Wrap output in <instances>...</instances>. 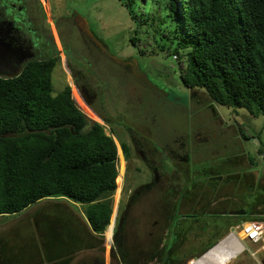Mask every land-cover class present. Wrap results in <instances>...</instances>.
<instances>
[{"label":"trees","instance_id":"1","mask_svg":"<svg viewBox=\"0 0 264 264\" xmlns=\"http://www.w3.org/2000/svg\"><path fill=\"white\" fill-rule=\"evenodd\" d=\"M120 1L144 18L140 26L159 50L180 56L188 89L264 116V0ZM53 69L38 62L21 75L0 76V217L68 199L85 207L91 229L104 236L120 183L118 148L69 89L55 92ZM124 231L120 222L114 259L122 254Z\"/></svg>","mask_w":264,"mask_h":264},{"label":"rangeland","instance_id":"2","mask_svg":"<svg viewBox=\"0 0 264 264\" xmlns=\"http://www.w3.org/2000/svg\"><path fill=\"white\" fill-rule=\"evenodd\" d=\"M47 1L63 45L72 33L78 34L79 27L77 28L73 23V18L75 21L79 19L91 33L97 36L100 43L114 58L133 57L148 74L150 81L168 93V97L157 96L148 89H141L140 84L130 78V82L141 89L137 90L140 98L139 96L134 98L136 102L130 107V111L127 113L122 111L120 116H127L130 120L135 116L136 110L137 115L146 114L150 117L146 126L148 125V134L152 142H154L155 135L161 133H166L167 138L171 139L175 134L172 132L178 130L184 136V143H186L184 145L188 146L192 145L194 136L200 132H206L209 136L206 147L210 150L208 156L206 155L208 164L205 158L202 163L208 165L209 174L197 175L198 172H194V176L197 175L202 179L208 177L210 181L218 184L231 183L232 189L241 199L238 204L241 214L252 216L256 208L264 211V116L254 115L247 109H234L219 105L211 101L205 91L194 93L188 89L180 75V70L184 68V63L179 62L180 56L177 55L175 59L167 51L159 50L151 35L146 34L145 28L140 26L144 18H141L139 14L134 17L130 9L122 5L120 0ZM45 4H47L46 0ZM46 10L49 12L47 7ZM46 18L48 19L49 15ZM48 26L45 23L44 29L47 30ZM135 36L139 39L137 44L132 42ZM110 65L117 67L112 62ZM59 73L60 68L57 67L53 73V85L57 93L64 90V86L57 81V78L60 80ZM18 74L19 71L1 76L13 77ZM74 95L88 118L97 120L96 115L87 108L77 92ZM195 97L200 101L198 102ZM139 99L141 100L138 102ZM214 114L215 119L212 118ZM208 115L211 118L210 121H208ZM106 128L109 133L118 134L114 130L113 122L109 123ZM194 148L188 149L192 160L200 149L195 146ZM120 161L122 162L121 158ZM198 167L204 169L203 166ZM119 181V184L116 181L117 190L114 195L112 225L110 224L105 235L101 237L105 243L106 253L105 256L101 252L98 254V259L100 261L105 259L106 264H110V259L113 257L110 254L111 246L114 245L116 228L113 222L123 188L122 177ZM149 208L148 205L147 209ZM82 212L81 207L70 206L68 202L56 199L37 203L17 215L0 217V264L11 253L14 255L19 253V263L36 264L42 263L43 259H49L51 257L49 248L53 245L62 248L63 243L67 240L69 242V237L65 233V219L69 213L74 219L79 216L76 221L79 222ZM78 225L71 223V227ZM233 231L224 239L235 235L243 244L244 250L227 264H264V243L251 244L245 237H240L242 232L239 229H233ZM55 239L60 246L54 244ZM58 253L61 254V250ZM253 253H256V258L252 255ZM61 257L63 258V255ZM112 264H118V260L112 258Z\"/></svg>","mask_w":264,"mask_h":264},{"label":"flooded vegetation","instance_id":"3","mask_svg":"<svg viewBox=\"0 0 264 264\" xmlns=\"http://www.w3.org/2000/svg\"><path fill=\"white\" fill-rule=\"evenodd\" d=\"M46 2L0 0V76L18 71L21 75L27 66L38 62L53 63V73L60 68L59 84L70 90L76 106L85 114L76 101L74 94L77 92L98 119L88 118L85 114L86 117L101 125L114 139L118 152L121 150L122 162L118 153V173L123 172V188L117 209L118 224L126 223L129 215L149 210L151 206L155 209L164 206L161 203H165L167 196L175 199L179 194L184 163L191 157L188 149L200 148L190 163L204 168L208 166L202 163L203 158L206 162L210 150L206 147L208 134L195 133L192 145L188 146L184 145V136L178 130L172 132L175 134L171 139L161 133L155 135L152 142L146 126L150 117L137 115L136 110L130 120L127 116H120V112L130 111L136 102L134 98H140L139 90L148 89L157 96L168 97L162 93H167L166 90L154 84L155 90L140 80L139 76L144 75L150 81L140 63L133 57L114 58L79 19L75 21L73 18V23L81 30L78 28V34L72 33L63 45ZM48 15L50 18L47 19ZM45 23L49 25L47 30L44 29ZM111 62L117 67H111ZM130 78L136 80L141 89L130 82ZM195 99L200 101L197 97ZM213 116L215 119V114ZM210 119L208 115V121ZM112 122L117 135L109 133L106 128ZM18 254H9L1 264L19 263Z\"/></svg>","mask_w":264,"mask_h":264},{"label":"crops","instance_id":"4","mask_svg":"<svg viewBox=\"0 0 264 264\" xmlns=\"http://www.w3.org/2000/svg\"><path fill=\"white\" fill-rule=\"evenodd\" d=\"M118 153L122 160L120 149ZM191 157H188L184 163L183 176L178 187L179 194L175 199L167 196L165 203H161L164 206L156 209L151 206L149 210L129 215L126 223L121 222L125 231L122 254L115 255L118 264H194L205 257L216 245L218 246L221 241L220 244L229 242L232 259L241 254L238 247L241 246L244 249V246L235 235L224 238L233 233V229L238 230L249 221L264 219V211L256 208L252 216L241 214V210L237 211L241 199L232 189V184H218L210 181L208 177L198 178L197 175L200 174L208 175L209 170L207 167L199 169L198 166L201 165L190 163ZM194 172L198 174L194 176ZM120 176L123 186L121 172L119 178ZM53 200L56 199H50V201ZM60 200L68 202L70 206L81 207L83 214L79 222H76L79 216L74 219L69 213L65 219V233L69 237V242L67 240L63 243L62 248L53 245L49 248L51 257L43 259L42 263H36V261L35 263L106 264L105 259L102 261L98 259L100 252L104 254L103 256L106 253L105 243L101 238L103 236L91 229L85 215V207L68 199L60 198ZM244 217L248 219H242ZM116 221L117 213L113 222L114 228ZM72 222L79 225L71 227ZM72 233L74 235L71 236ZM54 244L60 246L56 239ZM113 248L114 245L110 249L111 256ZM59 250L61 254L58 253ZM112 258L110 264H112Z\"/></svg>","mask_w":264,"mask_h":264},{"label":"bare ground","instance_id":"5","mask_svg":"<svg viewBox=\"0 0 264 264\" xmlns=\"http://www.w3.org/2000/svg\"><path fill=\"white\" fill-rule=\"evenodd\" d=\"M240 237L244 238L245 234L242 232L240 234ZM219 244H218L217 247H215L214 249L210 250L205 255L204 258L200 259L195 264H227L229 261H231L232 260V258L230 257L231 246H230L229 242L227 241V242H224L223 244H220V245ZM238 250L242 253V251L244 249L241 246H239Z\"/></svg>","mask_w":264,"mask_h":264},{"label":"built area","instance_id":"6","mask_svg":"<svg viewBox=\"0 0 264 264\" xmlns=\"http://www.w3.org/2000/svg\"><path fill=\"white\" fill-rule=\"evenodd\" d=\"M177 59V56H174ZM245 234V239L251 244L258 245L264 243V222L259 220H252L239 229ZM256 258V253L252 254Z\"/></svg>","mask_w":264,"mask_h":264},{"label":"water","instance_id":"7","mask_svg":"<svg viewBox=\"0 0 264 264\" xmlns=\"http://www.w3.org/2000/svg\"><path fill=\"white\" fill-rule=\"evenodd\" d=\"M139 78H140V80H142L143 82H145L147 85H149L150 87H152L153 89H155V90H157V88H156V86L153 84V83H151L148 79H147V77L146 76H139ZM162 93L163 94H165L166 96H168V94L167 93H165L164 91H162ZM217 246V245H216ZM215 246V247H216ZM214 247V248H215ZM213 248V249H214ZM204 258V257H203Z\"/></svg>","mask_w":264,"mask_h":264}]
</instances>
